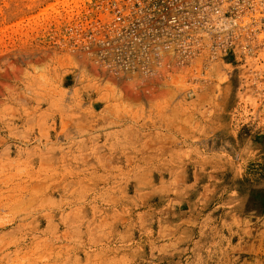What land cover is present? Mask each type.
<instances>
[{
  "label": "rangeland",
  "instance_id": "rangeland-1",
  "mask_svg": "<svg viewBox=\"0 0 264 264\" xmlns=\"http://www.w3.org/2000/svg\"><path fill=\"white\" fill-rule=\"evenodd\" d=\"M256 2L180 39L129 0H0V264H264Z\"/></svg>",
  "mask_w": 264,
  "mask_h": 264
},
{
  "label": "built area",
  "instance_id": "built-area-1",
  "mask_svg": "<svg viewBox=\"0 0 264 264\" xmlns=\"http://www.w3.org/2000/svg\"><path fill=\"white\" fill-rule=\"evenodd\" d=\"M136 10L137 21L128 22L124 18L123 9H117L116 20L125 24V31L135 32L136 28H143L146 15L159 18V23H166L176 30H170L177 37L184 33L189 35L192 31L204 33L209 19H215L221 26L228 22L230 32L235 30L238 18H251L254 12L255 1L264 4V0H129ZM152 10L145 11V7ZM142 18V19H141ZM224 19H230L225 21ZM139 23V26L135 24ZM182 41V40H181ZM184 44V42H183ZM181 46V42H180Z\"/></svg>",
  "mask_w": 264,
  "mask_h": 264
}]
</instances>
